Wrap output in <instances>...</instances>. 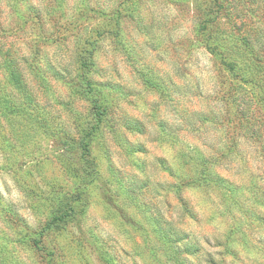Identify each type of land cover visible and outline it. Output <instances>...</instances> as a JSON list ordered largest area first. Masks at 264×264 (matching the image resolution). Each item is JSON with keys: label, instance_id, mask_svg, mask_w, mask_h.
I'll return each instance as SVG.
<instances>
[{"label": "rangeland", "instance_id": "obj_1", "mask_svg": "<svg viewBox=\"0 0 264 264\" xmlns=\"http://www.w3.org/2000/svg\"><path fill=\"white\" fill-rule=\"evenodd\" d=\"M0 264H264V0H0Z\"/></svg>", "mask_w": 264, "mask_h": 264}, {"label": "trees", "instance_id": "obj_2", "mask_svg": "<svg viewBox=\"0 0 264 264\" xmlns=\"http://www.w3.org/2000/svg\"><path fill=\"white\" fill-rule=\"evenodd\" d=\"M204 33V32H203ZM241 40L244 41V44H245V47L249 46L250 44V38L246 36H243L241 37ZM210 47H208L209 51L212 53V54H215L216 57L219 58V56H222V59H220V61L222 62H225L227 64H231L232 66H234V64L231 62V61H227L226 59V56L222 55L221 52L223 51H220L219 50V46L218 45H209ZM85 60H84V64H85ZM224 65V64H223ZM226 66V65H224ZM10 79L11 81L13 82V85L15 86V88H17L19 91H21V82H20V79L18 78V76L14 73V72H10Z\"/></svg>", "mask_w": 264, "mask_h": 264}]
</instances>
